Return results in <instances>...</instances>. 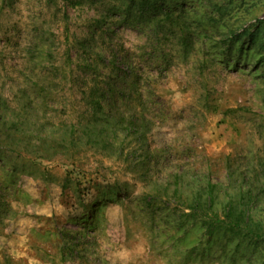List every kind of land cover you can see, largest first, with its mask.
Instances as JSON below:
<instances>
[{"label": "rangeland", "instance_id": "obj_1", "mask_svg": "<svg viewBox=\"0 0 264 264\" xmlns=\"http://www.w3.org/2000/svg\"><path fill=\"white\" fill-rule=\"evenodd\" d=\"M146 1L0 0V264H264L248 241L179 228L188 210L172 195L177 182L227 183L228 166L248 189L264 179V0ZM70 45L100 61L105 88L126 56L116 93L142 132L121 144L133 155L81 148L72 165L64 149L52 161L24 151L86 91L56 78ZM9 117L25 138L7 135ZM252 207L264 220V192Z\"/></svg>", "mask_w": 264, "mask_h": 264}, {"label": "trees", "instance_id": "obj_2", "mask_svg": "<svg viewBox=\"0 0 264 264\" xmlns=\"http://www.w3.org/2000/svg\"><path fill=\"white\" fill-rule=\"evenodd\" d=\"M145 2L147 3L146 0ZM65 33L69 35L70 30L68 27H66ZM67 34L66 38H69ZM72 43L73 46H83L87 45L88 41L74 38ZM73 46L70 45L65 48L64 60L61 61L59 66L55 67V75L61 83L70 86V89H74L77 79V81L83 83V88L86 91L82 97L79 96L80 99L70 93L71 100L61 103L66 112L65 121L60 123L63 126L59 127L57 131L38 135L35 137L32 149H24V151L29 154L30 158L39 156L52 161L57 160L59 150L64 149L69 154H63L64 157L60 160L62 163L70 162L72 165L79 162L77 160L80 158L77 156L82 149H85V151L92 150L104 157L107 156L116 160L121 159L124 154L127 156L133 155L135 153L134 148L125 151L121 144L125 138H131L134 141L135 139L138 140L139 137L142 138V132L138 131L136 127L137 117L135 115L127 116L119 110L120 106L117 98L121 97L119 93H116L117 85L125 79L119 75L121 70L119 67L127 64L126 56L114 57V64L112 63L110 72L106 74L108 86L105 88L97 80L101 75L100 61L91 53L89 57L84 55L83 58L76 60V55L74 59L71 53ZM90 50H94V48L91 47ZM100 55L101 53L97 52V56ZM1 56L2 52H0ZM42 57L46 58L47 56ZM52 73L53 71H50L49 75H52ZM43 75L45 76V74ZM43 75L34 74V76H42V78ZM137 77L138 75L135 72L130 77L132 79L130 85L133 84V87L136 86ZM111 78H113L112 82L109 81ZM48 89L50 94L55 97V90L57 89L52 87ZM136 94H139L138 91L134 93V96H137ZM107 95H109L112 105L108 111L103 106V101H105ZM130 96L128 94V98ZM5 124L9 127L7 135L18 136L16 140L21 136L25 138V135H23L24 128L19 129V119L9 117L2 121V125ZM11 127H14V129ZM19 131L22 132L21 135ZM120 139L122 140L120 141ZM139 163L143 166L145 161L134 162V168ZM176 176H179V174L177 173ZM242 176L245 178L243 174H241ZM241 180L228 166L227 183L214 182L210 178H206L204 182L193 186L186 182H177L172 195L182 197L180 210L187 209L188 211L178 214L175 218V224L179 228L193 224L199 225L205 229V233L211 239L225 234L242 241H248L258 249V256L264 257V220L255 214L252 207L253 203L261 200V193L264 192V179L261 180L257 176L256 182L252 184L253 187L249 189ZM150 193L152 199L158 198L154 196V194H159L156 188L152 189ZM161 197L168 199L170 193L166 192Z\"/></svg>", "mask_w": 264, "mask_h": 264}]
</instances>
